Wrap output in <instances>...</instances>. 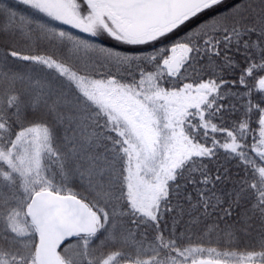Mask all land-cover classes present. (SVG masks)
Listing matches in <instances>:
<instances>
[{
    "label": "snow or ice",
    "instance_id": "snow-or-ice-1",
    "mask_svg": "<svg viewBox=\"0 0 264 264\" xmlns=\"http://www.w3.org/2000/svg\"><path fill=\"white\" fill-rule=\"evenodd\" d=\"M0 264H264V0H0Z\"/></svg>",
    "mask_w": 264,
    "mask_h": 264
}]
</instances>
